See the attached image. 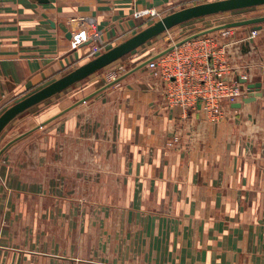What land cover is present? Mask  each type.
Wrapping results in <instances>:
<instances>
[{
  "label": "crops",
  "instance_id": "crops-1",
  "mask_svg": "<svg viewBox=\"0 0 264 264\" xmlns=\"http://www.w3.org/2000/svg\"><path fill=\"white\" fill-rule=\"evenodd\" d=\"M199 2L0 0V114L78 67L88 47L67 37L78 17L95 18L116 46L144 28L148 11ZM257 32L248 53L247 41L230 49V79L245 74L264 92V28ZM143 46L116 83L102 77L73 91L90 101L44 113L34 110L40 103L1 133L0 264H264V97L218 123L206 122L199 104L167 107L144 65L156 54ZM84 147L108 163L92 177H105L101 212L98 199L86 208L67 196L82 180ZM8 237L26 248L4 246Z\"/></svg>",
  "mask_w": 264,
  "mask_h": 264
},
{
  "label": "built area",
  "instance_id": "built-area-1",
  "mask_svg": "<svg viewBox=\"0 0 264 264\" xmlns=\"http://www.w3.org/2000/svg\"><path fill=\"white\" fill-rule=\"evenodd\" d=\"M232 29H222L216 35L203 34L186 38L180 45L171 47L169 52L156 55V59H147L146 68L164 86V102L167 107L187 110L199 104L205 121L209 123H218L232 117L231 105L241 102L247 91L230 79V73L233 71L234 74L236 70L228 66L227 59L233 46L248 41L257 33L254 31L250 38L228 42L226 40L231 36ZM69 31L75 47L88 43L85 56L89 60L104 53L109 45L104 41L103 33L93 17H78L70 24ZM239 76L249 80L245 74Z\"/></svg>",
  "mask_w": 264,
  "mask_h": 264
},
{
  "label": "rangeland",
  "instance_id": "rangeland-1",
  "mask_svg": "<svg viewBox=\"0 0 264 264\" xmlns=\"http://www.w3.org/2000/svg\"><path fill=\"white\" fill-rule=\"evenodd\" d=\"M207 2L208 1L199 2V3L192 4V5H187V6L181 5V6H177L176 8H173V9L164 10V11H161L158 13L155 12L153 14H150L149 13L150 11H148V14H147L148 19H147V22L145 23L144 28L152 25L153 23L157 22L161 18H163V17H165V16H167V15H169L175 11L181 10L183 8H186V7L194 6L197 4L207 3ZM258 17H264V6L252 7V8L227 12V13H223V14H216V15H212V16L198 18V19L191 20L189 22L183 23L181 25H178V26L172 28L171 30L165 32L164 34H161L157 38H154L153 40H151V42L146 44L147 46L145 45L141 49H144V51H146V53H148V51H149L150 54H147L148 56L153 55V54L160 55V53L164 52L165 50H168V51H166V53L169 52L171 50L170 48L173 47L174 45H177V43L183 42L186 38L193 37L194 35H196L198 33L205 32L206 35H208V34L216 35V33L219 32L220 30H222V27L225 26L226 24L237 22V21L249 20V19L258 18ZM244 28L250 29V26H247V27L244 26ZM244 28L237 27V30H233V29H236V28H233L231 31L233 33H239V31H242V29H244ZM262 28H264V24H262ZM233 33L229 38H227L226 41H228V42L232 41V37L234 39ZM112 47H114V45H108L105 48V51L111 49ZM231 50H232V48H231ZM137 52H134V54ZM85 54L81 57V59L78 63L79 64L78 67L81 66L82 64L86 63L87 61H89V59L86 58ZM128 57L129 56H125L120 61H117V62L107 66L106 68L102 69L99 72V74H97V75L93 74L92 77H88L86 80H83L79 84H76L73 87L69 88V90H65V92H62L61 94L55 95L52 98L46 100V102L45 101L42 102V104L37 106L39 108H35L34 110L41 109L40 110L41 112H43L44 110L48 112L49 110L53 109V107H55V106L61 108L60 104H62V102H64V100L70 101V102H75L76 99L79 98L80 99L79 102L90 101V99H89L90 97H87L88 92L87 93L82 92L83 94L80 95L81 92L79 93V92H73V91L75 89H79L80 87H83V86H84V88H90L92 84L96 85V82L100 81V79H102V77H104V82L109 81V79L112 78L113 79L112 81H115V82H112V84L116 83L120 79V77H121L120 75L124 74L125 71L130 68ZM227 62H228V66L232 67V62L229 61V59H227ZM260 64H264V63L259 62V64H258L259 66L264 68V66H262ZM100 83H101L100 85L104 84L101 81H100ZM84 95H87V96H84ZM34 110H32V111H34ZM28 113L29 112H24V114H22V116H20V117H22L23 119H26V116ZM86 113L89 114V108H88V111H86ZM86 116H89V115H86ZM43 117L44 118L48 117V115L43 116ZM83 117H84V114H83ZM26 128H27L26 126L22 127L20 130L19 129L17 130V128H15L14 130L11 131V133H16V132L20 133V132H22L23 129H26ZM10 142H8L4 146L3 149H5L9 145H11ZM88 150L89 149L87 147H84V151H83L84 154H82V158L81 159L77 158V166H81V169L83 171V174H81L82 180L79 183L78 189L74 190V187H73V189H71L72 190L71 195L68 194L67 196L77 198L79 201H82L83 205H85L86 208H89L90 207L89 205L94 204V201L96 199H98L99 205L97 207H99L98 208L99 212H101L103 207H104V205H102V203L104 202V198L107 195L106 194L107 190L105 188V177H102L103 173L99 174L98 181L92 180V177L97 176V172H95L96 169L98 171H100V170L106 171L108 168V163H103L101 161L103 159L97 158L94 155L91 156L90 153H88ZM67 161H68L69 166L74 167L75 163H74L73 158H70V159L68 158ZM40 207H41V205H40ZM25 212L27 214H29L30 207L26 206ZM30 219L28 218L26 221H24V223H25L24 226H27L28 222H31ZM21 229H24L22 227V224H21ZM20 238L19 237L14 238V241L11 242V239L8 237L6 239L7 243H5L3 245L8 246L10 248H14V247H16V244H18L21 248H26V247H22V246H24V244L22 242H20ZM25 240H26V245H29V243L32 241V239L30 237H27ZM12 244H14V245H12ZM16 248H19V247H16Z\"/></svg>",
  "mask_w": 264,
  "mask_h": 264
},
{
  "label": "water",
  "instance_id": "water-1",
  "mask_svg": "<svg viewBox=\"0 0 264 264\" xmlns=\"http://www.w3.org/2000/svg\"><path fill=\"white\" fill-rule=\"evenodd\" d=\"M258 6H264V0H217L175 11L5 109L0 114V135L16 117L30 108L82 82L172 28L198 18ZM262 24H264V17H258L229 23L223 26L222 29L250 26V32H254L260 31L262 29ZM203 34L206 33L201 32L187 39ZM67 37L70 39L72 38L71 34H68ZM252 41L253 39L250 38L245 42L244 47L247 49L242 51L243 54L248 53L249 44L252 43ZM181 43L182 42L177 43V45H180ZM87 44L88 43L84 45ZM166 51L168 50L160 53V55L165 54ZM158 56L153 57L152 59H156ZM146 64L147 62L144 63V65ZM236 82L246 89L247 95L241 100V102L231 105L232 108L240 109L242 104H248L254 102L257 98L264 97V92L261 91L262 83L260 81L251 82L247 78L237 75Z\"/></svg>",
  "mask_w": 264,
  "mask_h": 264
}]
</instances>
